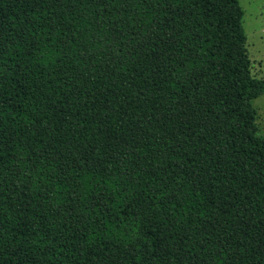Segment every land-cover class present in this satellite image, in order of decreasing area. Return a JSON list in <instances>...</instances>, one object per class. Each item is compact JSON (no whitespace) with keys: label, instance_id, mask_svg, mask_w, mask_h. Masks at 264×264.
<instances>
[{"label":"trees","instance_id":"obj_1","mask_svg":"<svg viewBox=\"0 0 264 264\" xmlns=\"http://www.w3.org/2000/svg\"><path fill=\"white\" fill-rule=\"evenodd\" d=\"M243 13L0 0V264H264Z\"/></svg>","mask_w":264,"mask_h":264},{"label":"rangeland","instance_id":"obj_2","mask_svg":"<svg viewBox=\"0 0 264 264\" xmlns=\"http://www.w3.org/2000/svg\"><path fill=\"white\" fill-rule=\"evenodd\" d=\"M244 11L242 25L246 34L253 76L264 78V0H239ZM257 124L264 135V93L253 100Z\"/></svg>","mask_w":264,"mask_h":264}]
</instances>
